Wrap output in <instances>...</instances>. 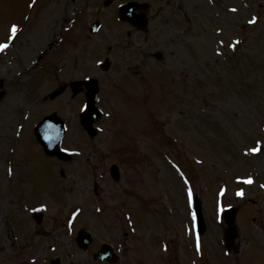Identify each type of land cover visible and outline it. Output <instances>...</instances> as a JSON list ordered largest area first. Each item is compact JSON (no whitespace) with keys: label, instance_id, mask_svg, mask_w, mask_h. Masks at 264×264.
<instances>
[{"label":"rangeland","instance_id":"374dc122","mask_svg":"<svg viewBox=\"0 0 264 264\" xmlns=\"http://www.w3.org/2000/svg\"><path fill=\"white\" fill-rule=\"evenodd\" d=\"M128 1L0 0L14 46L0 56V264H106L91 256L104 242L120 264H264V0H131L150 4L144 30L117 20ZM86 78L103 112L92 137L71 85ZM50 116L60 157L35 135Z\"/></svg>","mask_w":264,"mask_h":264},{"label":"water","instance_id":"95a60500","mask_svg":"<svg viewBox=\"0 0 264 264\" xmlns=\"http://www.w3.org/2000/svg\"><path fill=\"white\" fill-rule=\"evenodd\" d=\"M138 7L137 4H127L125 6L122 7V11L123 16L126 17L128 15H126L128 12H130V14H132L133 10ZM141 7V6H139ZM130 10V11H129ZM132 16V15H131ZM128 18H130V16H128ZM131 20L133 21V18H131ZM144 22L140 25V27L144 26ZM87 85L90 86V92H89V103L87 106V109L85 111L84 114H82V123L84 125H86V127L90 130L91 129V124L99 118L100 114H98L99 112L95 109L94 105L96 102V92H97V85L94 82H91L90 84L88 83ZM59 124V122L55 119L52 118H48L45 119L43 124L38 128V138L40 139V141H42L45 145L47 150L51 153V154H57L59 148L57 146H59L60 141H61V137L62 136V131L61 129H59V127L57 126ZM113 178L115 180H117L119 178V174H118V169L116 167L112 168V175ZM229 215H228V223L230 224V229L228 233V237L232 238L235 237L236 235V231H235V226H234V215L236 210H231L228 211ZM200 206L198 205V217H199V224L201 229L204 228V221L202 218V215L200 214ZM81 239L85 240V237L82 236ZM82 240V241H83ZM87 247V244L85 245ZM101 257V256H99Z\"/></svg>","mask_w":264,"mask_h":264},{"label":"snow or ice","instance_id":"6c2138e0","mask_svg":"<svg viewBox=\"0 0 264 264\" xmlns=\"http://www.w3.org/2000/svg\"><path fill=\"white\" fill-rule=\"evenodd\" d=\"M16 31H17V26H16V25H13V26L11 27V32H12V33H16ZM4 47H7V45H6V44L0 45V48H4ZM253 151H254V152H255V151H259V149H253ZM248 182H249V183L251 182V178H249ZM238 195H243V192H242V191L239 192Z\"/></svg>","mask_w":264,"mask_h":264}]
</instances>
